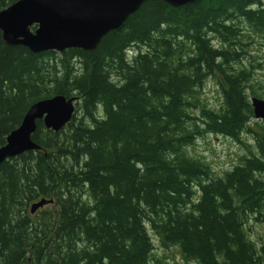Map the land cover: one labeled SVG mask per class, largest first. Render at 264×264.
<instances>
[{"label":"trees","instance_id":"1","mask_svg":"<svg viewBox=\"0 0 264 264\" xmlns=\"http://www.w3.org/2000/svg\"><path fill=\"white\" fill-rule=\"evenodd\" d=\"M254 37L264 46V0H148L91 51L33 53L0 31V147L40 99L77 96L81 113L59 132L39 120L42 148L0 165V264H155L150 231L196 264H264L248 230L264 224V127L248 126L240 65ZM209 79L218 108L202 98ZM246 129L258 152L222 176L189 152Z\"/></svg>","mask_w":264,"mask_h":264},{"label":"water","instance_id":"2","mask_svg":"<svg viewBox=\"0 0 264 264\" xmlns=\"http://www.w3.org/2000/svg\"><path fill=\"white\" fill-rule=\"evenodd\" d=\"M148 0H17L0 10V31L10 46L22 45L33 53L64 52L78 48L94 50L101 39L119 29L129 16ZM179 7L197 0H163ZM32 27H35L34 29ZM77 96L57 94L34 102L21 124L0 147V165L25 152L40 150L33 139L37 122L54 132L68 125L75 114ZM254 118L264 120V99L251 98ZM54 199L40 198L30 212L52 204Z\"/></svg>","mask_w":264,"mask_h":264},{"label":"rangeland","instance_id":"3","mask_svg":"<svg viewBox=\"0 0 264 264\" xmlns=\"http://www.w3.org/2000/svg\"><path fill=\"white\" fill-rule=\"evenodd\" d=\"M246 33L252 35L250 27L246 28ZM216 44L220 45L219 43ZM245 49L247 51V55H245L247 59L240 65L250 68L251 80L249 84L253 85V87L247 91L249 99L254 96L264 99V46L260 45L258 37H254L253 42L249 43ZM58 54L62 53L58 52ZM252 89L258 95H253ZM202 98L210 108H218L222 103V92L214 79H209L203 87ZM78 105L76 109H78ZM75 114L77 118H81L79 109ZM248 126L252 130L261 131L264 127V120L253 118ZM253 136L254 133L249 132L247 129L241 134L239 140L207 133L196 138L195 144L189 147V152L192 156L204 159L210 164L214 176H222L225 171L231 170L239 164L243 156H249L251 152H258ZM248 230L251 238L256 243H262L264 240V224H256L251 221ZM150 234L155 244V264H196L193 261L185 260L178 247L165 246L151 231Z\"/></svg>","mask_w":264,"mask_h":264},{"label":"bare ground","instance_id":"4","mask_svg":"<svg viewBox=\"0 0 264 264\" xmlns=\"http://www.w3.org/2000/svg\"><path fill=\"white\" fill-rule=\"evenodd\" d=\"M254 97H256V96H254ZM259 98V97H258ZM250 103H251V98H250Z\"/></svg>","mask_w":264,"mask_h":264}]
</instances>
